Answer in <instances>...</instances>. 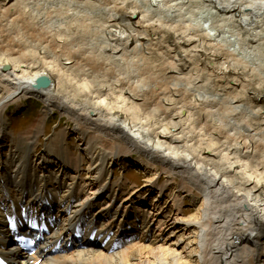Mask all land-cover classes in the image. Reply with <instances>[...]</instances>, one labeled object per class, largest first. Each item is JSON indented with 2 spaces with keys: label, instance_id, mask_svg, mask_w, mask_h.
Instances as JSON below:
<instances>
[{
  "label": "bare ground",
  "instance_id": "bare-ground-1",
  "mask_svg": "<svg viewBox=\"0 0 264 264\" xmlns=\"http://www.w3.org/2000/svg\"><path fill=\"white\" fill-rule=\"evenodd\" d=\"M30 225L41 264H264V0H0V252Z\"/></svg>",
  "mask_w": 264,
  "mask_h": 264
},
{
  "label": "rangeland",
  "instance_id": "rangeland-1",
  "mask_svg": "<svg viewBox=\"0 0 264 264\" xmlns=\"http://www.w3.org/2000/svg\"><path fill=\"white\" fill-rule=\"evenodd\" d=\"M205 14L207 15L208 12H205ZM42 108H43L42 102L34 99H26L24 101V108L22 110L17 111V109H15L13 105L10 106V108L6 113L10 122V127H11L10 130L13 131V133L15 134L16 133L20 134L22 132L29 130L32 127V125L35 123V121L38 119V116ZM55 114L50 118V121L48 120L46 125V131L44 134L41 135V145L45 146L47 144L48 138H50L55 133V131L58 129L59 124L60 127L62 125L63 127L72 126L71 121L61 117L58 114V112H56ZM68 138H69V144L71 145L72 153L74 154L75 157L77 156V158H79L80 151H78L77 149L79 145L77 137H75L73 133H69ZM75 166H79V163L78 164L76 163ZM74 169L76 170V168L73 167V170ZM112 170H113L114 178L127 180L128 182H130L131 188L138 190L139 193H141L146 200H150L151 202L154 201V199L157 197L158 189L164 184V182L168 178L166 174H163L161 172H159L157 176H155L149 174L147 171L143 169L138 170L136 167H134L131 164L129 160H124V161L118 160L113 165ZM151 184H156L154 189H152L153 191L148 190V188L151 187L150 186ZM147 185L148 188L146 189L145 186ZM165 195L166 196L164 197V199H162L163 208L165 209V206L172 208L173 205V203L171 202L172 193L169 192L166 193ZM181 206L183 207L184 210L189 211L188 214L186 215L187 217H191L194 214H196V212H194L196 206H194L192 202L186 201V203L181 204ZM183 246H184V241H182V247Z\"/></svg>",
  "mask_w": 264,
  "mask_h": 264
},
{
  "label": "water",
  "instance_id": "water-1",
  "mask_svg": "<svg viewBox=\"0 0 264 264\" xmlns=\"http://www.w3.org/2000/svg\"><path fill=\"white\" fill-rule=\"evenodd\" d=\"M6 68H7V67H6ZM6 68H5V69H6ZM37 85L39 86V88L46 89V88L48 87V85H49V83H48V79L45 78V77L40 78V79L38 80V82H37Z\"/></svg>",
  "mask_w": 264,
  "mask_h": 264
}]
</instances>
